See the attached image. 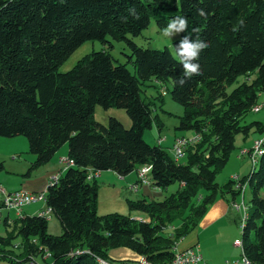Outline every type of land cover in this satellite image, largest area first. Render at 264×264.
Segmentation results:
<instances>
[{
    "label": "trees",
    "instance_id": "trees-1",
    "mask_svg": "<svg viewBox=\"0 0 264 264\" xmlns=\"http://www.w3.org/2000/svg\"><path fill=\"white\" fill-rule=\"evenodd\" d=\"M132 8L138 20L129 15ZM175 16L187 18V31L173 42L174 52L184 35L199 36L209 44L197 61L202 74L183 86L175 83L183 71L176 54L168 47H142L133 41L152 19L162 30ZM107 38L127 43L133 72L103 49L58 72L82 43H104ZM240 75L246 80L228 92ZM149 80L161 88L171 84L172 100L184 108L177 129L198 134V142L186 146L184 162L143 139L156 117L152 101L140 95V85ZM260 91L264 0H0V137H26L34 155L27 174L48 163L65 143L67 159L73 161L45 194L61 234L49 233L48 219L38 214L4 222L0 260L121 262L128 260H112L108 251L125 247L151 264H172L176 243L196 227L218 192L224 193L215 177L226 165L236 135L246 136L254 128L262 134V151L241 181L251 195L240 241L251 264H264V122L241 123L257 106ZM96 105L124 109L130 126L113 116L107 125L99 123L93 117ZM143 165L150 166V187L162 192L177 183L178 188L161 200L129 201L130 210L144 213V220L118 213L98 215V182L89 173L111 170L123 177ZM3 169L0 160V172ZM232 183L225 187L234 198L240 192Z\"/></svg>",
    "mask_w": 264,
    "mask_h": 264
},
{
    "label": "rangeland",
    "instance_id": "rangeland-1",
    "mask_svg": "<svg viewBox=\"0 0 264 264\" xmlns=\"http://www.w3.org/2000/svg\"><path fill=\"white\" fill-rule=\"evenodd\" d=\"M180 38L181 34L174 37L173 40L165 37L162 33V30L157 27L156 22L154 19H152L149 25L141 32V34L133 38V41L138 46L142 47L156 49L168 47V49L173 54H175L173 50V42ZM107 40L108 41L104 43L99 40L85 41L79 47H77L67 57V59L63 61V63L59 65L58 72L70 70L77 63V61L83 58L85 55L90 54L93 51H100L102 49L108 51L115 62L126 64L127 68L133 72L132 64L128 62V55L131 54V50L127 43L124 41H115L111 38H107ZM244 80H246L244 75L238 76L236 81L227 87V91H231ZM140 87L142 89L140 93L141 98L146 101H152V113L153 116H156L153 117L151 126L144 130L143 139L150 145L159 144L168 152L170 156H173L171 147L175 138L179 136L191 138L194 135L188 130L177 129L179 117L184 114V108L172 100L169 93V89L171 87L169 82H167L165 86L161 88L157 83H155V81L149 80L144 84H141ZM160 94H162V100L159 96ZM256 104L257 106L255 108L260 106L259 111H248L241 119L242 124H246L254 120L264 122V91H260L258 93ZM110 116L116 117L125 127L130 126V119L124 109L114 106L104 109L100 105L95 106L93 117L96 121L103 125H107L108 118ZM261 138H263L262 134L257 132L254 128H252L246 136L237 134L234 141V149L229 153V158L226 165L218 171L215 177L216 182L221 188H223L224 193L220 194V192H218L216 199L213 202L222 198L228 202L230 218H232L233 222L236 224L238 239H240L241 235V224L245 210H237L232 206V204H242L246 208V211L248 210L251 192L246 182L241 181H243V177L247 175L252 169L250 153L252 152L254 142ZM67 148L68 146L65 143L55 153L53 159L50 162L30 171V173L27 174V170L30 166V163L34 159V155L29 152L28 141L26 137L21 135L12 138L0 137V160L4 164V169L0 172V187L15 190L21 187L22 183L28 179L29 175L35 178L40 174H43L44 171L42 170L46 168V166L53 164L63 166L64 162L58 163V158L60 153L63 152V150L66 151ZM242 151L245 152L243 153ZM11 156H15L17 158L16 161H11ZM178 161L184 162L185 158L181 157L178 159ZM100 173L101 175L96 177L98 182L96 211L98 215L118 213L122 215H130L132 218L137 220H144L147 218L144 213L130 210L129 208V201L137 200L142 197V193L140 191L137 192L136 190H130L126 181L120 179L117 177V175L115 176V179L112 180L109 178L110 175H108L107 171H102ZM129 174L135 176V171H132ZM230 180L233 182L232 188L234 190H238L240 192V184H242L244 186V192L237 194L233 198L232 193L229 192V190L225 187V185ZM238 182L240 186L237 189ZM1 183H4L5 185ZM177 188L178 184L174 183L162 190V192L158 191L160 195L156 199H163L166 195L175 191ZM2 198L3 194L0 195V200H2ZM24 207L27 211H35L37 214L42 209H45V203L44 201H35L25 205ZM1 210L3 214L9 212L5 208H1ZM47 218V231L53 235L61 234L62 229L58 218L53 214H50ZM10 223L11 222H7V224ZM175 223L176 225L178 224V222ZM166 231L170 232L171 230L168 228ZM4 234L5 226L4 224L0 223V235ZM17 241L15 240V242ZM114 249H110L108 252H112ZM124 250L127 249L124 248ZM45 258H48V255L45 254L44 259ZM30 262L31 261L28 263L24 262L22 264H30ZM37 263L44 264V260ZM0 264L10 263L0 260Z\"/></svg>",
    "mask_w": 264,
    "mask_h": 264
},
{
    "label": "crops",
    "instance_id": "crops-1",
    "mask_svg": "<svg viewBox=\"0 0 264 264\" xmlns=\"http://www.w3.org/2000/svg\"><path fill=\"white\" fill-rule=\"evenodd\" d=\"M66 158L67 149L66 151L63 150V152L60 153L58 163L64 162ZM16 159L17 158L15 156L10 157L11 161H16ZM63 168L64 165L60 166L53 164L46 166V168L42 170L44 171L43 174H40L35 178L29 175L28 179L25 180L18 189L24 188L33 192L41 191L47 185L49 176L55 172L63 171ZM107 173L110 175L109 178L112 180H114L115 176L117 175V177L126 181L129 189L131 185L138 183V188L136 191H140L142 193V197L153 198L160 195L158 188H153L148 184L137 182L138 177L136 171L135 176H132V174H127L123 177L111 170H108ZM99 175H101V173ZM1 190H4L5 192L15 191L0 187V195L2 194ZM0 212L2 216L14 217L12 212V214L10 212L3 214L2 210ZM22 213L23 215H36L35 211H27L25 207L23 208ZM237 234L238 232L236 229V224L233 222L232 218H230L228 202L223 198L218 199L209 205L202 218L198 221L196 227L176 243L175 251L176 248L182 250L189 247H196L202 256V261L199 264H225L226 260L235 259L239 257L240 254H242L240 248L234 246L233 244L234 241L238 239ZM124 248L119 247L115 248L112 252H108L109 258L112 260L133 261L139 257L132 250L128 248H125L127 250H124Z\"/></svg>",
    "mask_w": 264,
    "mask_h": 264
},
{
    "label": "built area",
    "instance_id": "built-area-1",
    "mask_svg": "<svg viewBox=\"0 0 264 264\" xmlns=\"http://www.w3.org/2000/svg\"><path fill=\"white\" fill-rule=\"evenodd\" d=\"M259 109H260V106H258L256 110H259ZM195 142H196V138L195 139H184L182 136L175 138L174 143L171 147V150L173 152V157L177 160L183 157L186 146L191 145L192 143H195ZM262 142L263 140H256L253 144L252 152L250 153L252 164L254 163L257 154L262 150V147H261ZM242 152L244 153L245 151H242ZM71 165H73V161L66 158L64 160L63 169ZM149 170H150L149 165H143L137 170V177L140 183L149 184V181L147 178V173ZM97 174L98 173L90 172L89 177L94 178L95 176H97ZM59 176H60V171L54 174H51L48 178L47 185L44 187L43 190L38 191V192H33V191H30L24 188H21V189L12 191V192H5L4 190H1L3 194V198L0 202V211H1V208H5L7 211L12 212L14 217L2 216L0 212V223L3 224L4 222L5 223L12 222L14 218H18V214H23L22 211L25 205H28L35 201H44L45 203V194H46L47 187L49 185L56 183L59 179ZM240 185L238 182L237 189L240 186L241 187L240 193H243L244 186L242 184ZM137 188H138V183L130 186V189L132 190H137ZM232 206L235 207L237 210L243 209L244 211V205L242 204L238 205L237 203H233ZM37 214L39 216H44L47 218L52 213H51V209H49V207L45 203V209H42ZM233 244L234 246H237L240 248V239L234 241ZM176 250H177V259H172V264H199L202 261V256L196 247H189V248L182 249V250L176 248ZM101 259L106 260L107 262L111 264H147V260H148L146 257L137 258L136 260H133V261H121V262L111 261L105 258H101ZM30 264H39V263L31 261ZM225 264H249V263L244 261L242 255L240 254V256L235 259L226 260Z\"/></svg>",
    "mask_w": 264,
    "mask_h": 264
},
{
    "label": "clouds",
    "instance_id": "clouds-1",
    "mask_svg": "<svg viewBox=\"0 0 264 264\" xmlns=\"http://www.w3.org/2000/svg\"><path fill=\"white\" fill-rule=\"evenodd\" d=\"M129 15L133 19H139V13L135 8L129 9ZM125 22L127 17L124 18ZM187 31V18L183 16L173 17L167 26L162 29V33L165 37L173 40L174 37ZM209 44L206 41L200 39L197 36L192 39L188 35H184L178 45H175V54L179 58V62L182 66V76L178 78L175 83L183 86L193 76L202 74L201 67L197 61L200 58V54L203 50L207 49Z\"/></svg>",
    "mask_w": 264,
    "mask_h": 264
},
{
    "label": "bare ground",
    "instance_id": "bare-ground-1",
    "mask_svg": "<svg viewBox=\"0 0 264 264\" xmlns=\"http://www.w3.org/2000/svg\"><path fill=\"white\" fill-rule=\"evenodd\" d=\"M257 108H254L253 109V111H255V112H257L258 110H256ZM198 135V134H197ZM197 135H193L191 138H185V137H183L184 139H195L196 138V142H197V140L199 139V137L197 136ZM259 140H262V139H259ZM193 144V143H192ZM262 151V150H261ZM261 151L257 154V156H256V159H255V161H254V163L252 164V166L256 163V160H257V157L261 154ZM97 176H99V174H97ZM97 176H95L94 178H96ZM50 209V208H49ZM244 217H243V220H244V218L246 217V208L244 207ZM23 216V214H18V218L19 217H22ZM242 220V221H243ZM240 250L242 251V245H241V241H240ZM48 255V254H47ZM242 257H243V260L244 261H246L247 263H249V264H251L250 262H249V260L245 257V255H244V253H243V251H242ZM141 258H143V257H141ZM173 259H177V250L176 251H174V258ZM97 262L99 263V264H111V263H109V262H105V261H103V260H97ZM147 264H151V263H149L148 262V260H147Z\"/></svg>",
    "mask_w": 264,
    "mask_h": 264
}]
</instances>
